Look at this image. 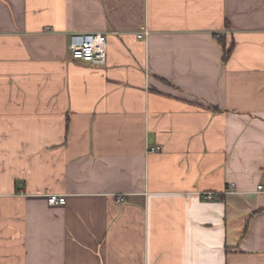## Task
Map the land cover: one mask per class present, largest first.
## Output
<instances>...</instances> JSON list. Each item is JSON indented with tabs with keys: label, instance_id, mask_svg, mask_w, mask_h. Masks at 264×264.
<instances>
[{
	"label": "crops",
	"instance_id": "0c3cea01",
	"mask_svg": "<svg viewBox=\"0 0 264 264\" xmlns=\"http://www.w3.org/2000/svg\"><path fill=\"white\" fill-rule=\"evenodd\" d=\"M0 264H264V0H0Z\"/></svg>",
	"mask_w": 264,
	"mask_h": 264
},
{
	"label": "built area",
	"instance_id": "2783aa9c",
	"mask_svg": "<svg viewBox=\"0 0 264 264\" xmlns=\"http://www.w3.org/2000/svg\"><path fill=\"white\" fill-rule=\"evenodd\" d=\"M148 31L144 29L136 38L138 40H144L147 38ZM69 53L73 60L80 61L85 64L93 66H105L107 60V41L103 34H72L69 37ZM159 148H150L149 153L159 152ZM261 187H259V190ZM234 191L230 188V192ZM205 200L212 202L214 196L212 194L205 195ZM47 202L50 206H64L66 204L65 197L50 195L47 197ZM118 202H122V198L118 199Z\"/></svg>",
	"mask_w": 264,
	"mask_h": 264
},
{
	"label": "trees",
	"instance_id": "16d2710c",
	"mask_svg": "<svg viewBox=\"0 0 264 264\" xmlns=\"http://www.w3.org/2000/svg\"><path fill=\"white\" fill-rule=\"evenodd\" d=\"M218 41H219L220 45L223 47V49H224V48H225V47H224V42L221 41L220 39H218Z\"/></svg>",
	"mask_w": 264,
	"mask_h": 264
}]
</instances>
